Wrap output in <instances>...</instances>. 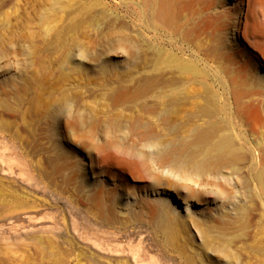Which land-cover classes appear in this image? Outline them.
I'll list each match as a JSON object with an SVG mask.
<instances>
[{
	"label": "rangeland",
	"instance_id": "obj_1",
	"mask_svg": "<svg viewBox=\"0 0 264 264\" xmlns=\"http://www.w3.org/2000/svg\"><path fill=\"white\" fill-rule=\"evenodd\" d=\"M221 1L220 29L183 37L141 0H0V264H264L249 156L189 146L211 66L264 81Z\"/></svg>",
	"mask_w": 264,
	"mask_h": 264
},
{
	"label": "bare ground",
	"instance_id": "obj_2",
	"mask_svg": "<svg viewBox=\"0 0 264 264\" xmlns=\"http://www.w3.org/2000/svg\"><path fill=\"white\" fill-rule=\"evenodd\" d=\"M141 1L143 6L147 7L153 21L163 26L162 28H170L174 33L181 34L183 37H186L188 32L200 35L203 30L220 29L228 13L221 0ZM239 2L241 9L235 19L236 36L248 45L258 48L264 59V51L255 31V26L258 24L260 27L264 22V6L261 0H239ZM189 5H198L199 7L197 6L189 19L187 17V21L182 23L180 21L181 13ZM239 56L237 53L230 56L233 63L232 70L229 67L211 66L205 100L207 109L204 110L208 117L207 129L206 132L200 131L201 128L192 131L193 136L204 138L205 144L202 148L201 145H195L197 141L193 139L195 142L189 146L195 154L202 155L200 152H203V158L217 156V161H221L220 163L225 164L226 167H232L233 170H236V165L233 167V164L239 160V155L247 154L256 197L264 207V81L256 84L250 82L249 78L253 73L252 70L250 72L249 62L241 61ZM219 89H221L220 92ZM233 119L242 127V129L239 128L240 126L238 127L240 130L238 134L234 131ZM236 122L234 126H236ZM186 145L185 143L183 146Z\"/></svg>",
	"mask_w": 264,
	"mask_h": 264
}]
</instances>
